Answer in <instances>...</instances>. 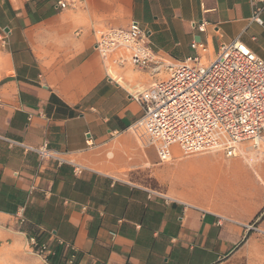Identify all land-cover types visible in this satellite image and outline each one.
Returning a JSON list of instances; mask_svg holds the SVG:
<instances>
[{
    "label": "crops",
    "instance_id": "0c3cea01",
    "mask_svg": "<svg viewBox=\"0 0 264 264\" xmlns=\"http://www.w3.org/2000/svg\"><path fill=\"white\" fill-rule=\"evenodd\" d=\"M132 22L167 61L200 53L196 42L210 60L235 38L264 60V0H0V239L34 237L51 264H233L264 204V155L159 162L130 126L131 95L160 75L125 65L108 76L94 47ZM43 142L66 161L28 149Z\"/></svg>",
    "mask_w": 264,
    "mask_h": 264
},
{
    "label": "built area",
    "instance_id": "2783aa9c",
    "mask_svg": "<svg viewBox=\"0 0 264 264\" xmlns=\"http://www.w3.org/2000/svg\"><path fill=\"white\" fill-rule=\"evenodd\" d=\"M54 2L57 8L70 10L80 8L84 0ZM259 12L256 9L252 19L262 25ZM192 28L203 32L205 22H193ZM0 41L5 43L1 36ZM94 47L108 76L125 65L150 76L160 75L131 95L140 104L141 114L130 126L139 141L154 146L159 162H169L175 146L185 154L213 152L235 157L250 149L258 151L264 144V60L238 38L221 44L210 60L200 54H206L207 47L196 42L200 53L167 61L154 52L149 34L132 22L126 28L101 31ZM28 149L41 160L66 161L47 142ZM244 228L261 231L254 223ZM25 240L41 264H51L46 245H38L34 237Z\"/></svg>",
    "mask_w": 264,
    "mask_h": 264
},
{
    "label": "rangeland",
    "instance_id": "374dc122",
    "mask_svg": "<svg viewBox=\"0 0 264 264\" xmlns=\"http://www.w3.org/2000/svg\"><path fill=\"white\" fill-rule=\"evenodd\" d=\"M254 153L264 155V144L261 148L256 150H251ZM251 151L244 152L243 154L235 157H226L222 153H198V154H185L178 147L172 148V159L166 164H174L181 160H187L188 158L194 156H214L215 159L220 160L221 162L227 163L228 161H242L247 164L245 161L246 157H249ZM262 158V157H261ZM261 158L256 162L261 161ZM255 163V164H256ZM247 166H249L247 164ZM164 172H168L164 169ZM171 182L174 186L175 184L180 183L178 177H173ZM261 184V183H260ZM149 187L151 189H156L159 191H165L164 185H159L155 181L149 180ZM263 185V184H262ZM252 206L246 209V212L252 210ZM264 209V204L254 213V217L249 223H254V225L261 231H250L247 232L246 238L240 242L237 247L238 254L236 259L233 260V264H264V225L259 226V224L264 220V211L257 215L259 211ZM248 224V223H247ZM249 233V234H248ZM26 240L24 239L20 245L12 244L8 240L4 241L0 239V264H41L39 258L35 254V250L31 251L29 247L25 246Z\"/></svg>",
    "mask_w": 264,
    "mask_h": 264
},
{
    "label": "trees",
    "instance_id": "16d2710c",
    "mask_svg": "<svg viewBox=\"0 0 264 264\" xmlns=\"http://www.w3.org/2000/svg\"><path fill=\"white\" fill-rule=\"evenodd\" d=\"M264 211V209L262 210V211H259L258 213H257V215H259L260 213H262ZM249 234V233H248Z\"/></svg>",
    "mask_w": 264,
    "mask_h": 264
}]
</instances>
